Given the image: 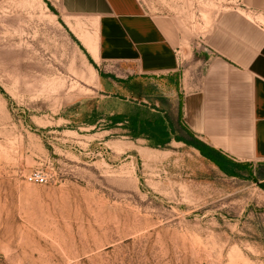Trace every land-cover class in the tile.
I'll return each instance as SVG.
<instances>
[{
  "label": "rangeland",
  "instance_id": "1",
  "mask_svg": "<svg viewBox=\"0 0 264 264\" xmlns=\"http://www.w3.org/2000/svg\"><path fill=\"white\" fill-rule=\"evenodd\" d=\"M140 1L177 21L188 50L237 5ZM76 21L60 0H0V264H264V171L226 176L184 142L154 148L104 118L80 122L94 105L134 104L103 92ZM197 58L183 62L187 91Z\"/></svg>",
  "mask_w": 264,
  "mask_h": 264
},
{
  "label": "crops",
  "instance_id": "2",
  "mask_svg": "<svg viewBox=\"0 0 264 264\" xmlns=\"http://www.w3.org/2000/svg\"><path fill=\"white\" fill-rule=\"evenodd\" d=\"M233 1L237 5L220 13L193 50L173 17L151 14L140 0H60V5L78 19L76 36L94 62L115 76L102 78L103 92L147 107L155 101L163 109L165 96L173 98L172 119L214 148L221 163H235L238 176L230 177L254 176L264 171V0ZM194 56L202 69L187 91L182 67ZM154 84L170 92L160 93Z\"/></svg>",
  "mask_w": 264,
  "mask_h": 264
},
{
  "label": "trees",
  "instance_id": "3",
  "mask_svg": "<svg viewBox=\"0 0 264 264\" xmlns=\"http://www.w3.org/2000/svg\"><path fill=\"white\" fill-rule=\"evenodd\" d=\"M47 3L53 9V6L50 4V2L47 1ZM75 40L87 53L80 41L77 40V38H75ZM88 57L91 63L99 70L102 78H106L108 76L115 78L114 75L104 73L89 54ZM0 91L1 93L6 94V91L1 86ZM130 103L131 102H128V104ZM133 104L134 106L129 105L128 111H114L112 113L100 111L98 106L94 105L92 108L84 111L79 120L81 123L88 126H98L101 124V119L104 118L106 120L104 129L109 130L118 126H122L126 130L125 135L133 139L144 138L148 141V145L154 148H165L172 141L184 142L188 146L198 149L202 156L211 162L209 164L219 167L228 176H238L234 170V168H236L235 163H221L216 150L200 139L196 138L180 123V120L178 122L173 120L168 109L158 107L155 104V101H153L150 107L144 106L142 104L139 106L140 104L137 102ZM152 108H154L156 111H153ZM261 187L264 188V183L261 184Z\"/></svg>",
  "mask_w": 264,
  "mask_h": 264
},
{
  "label": "built area",
  "instance_id": "4",
  "mask_svg": "<svg viewBox=\"0 0 264 264\" xmlns=\"http://www.w3.org/2000/svg\"><path fill=\"white\" fill-rule=\"evenodd\" d=\"M28 179L30 181L43 184V183L48 182L49 175L45 171H36L33 174L29 175Z\"/></svg>",
  "mask_w": 264,
  "mask_h": 264
}]
</instances>
